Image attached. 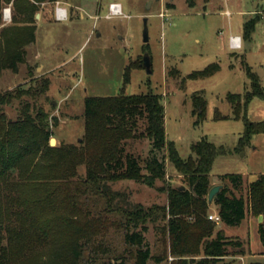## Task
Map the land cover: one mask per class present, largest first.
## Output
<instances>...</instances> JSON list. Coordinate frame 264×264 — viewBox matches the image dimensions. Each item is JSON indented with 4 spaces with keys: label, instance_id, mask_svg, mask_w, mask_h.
I'll return each mask as SVG.
<instances>
[{
    "label": "rangeland",
    "instance_id": "obj_1",
    "mask_svg": "<svg viewBox=\"0 0 264 264\" xmlns=\"http://www.w3.org/2000/svg\"><path fill=\"white\" fill-rule=\"evenodd\" d=\"M12 1L0 0V32L8 27H28L16 24L20 16ZM110 3L121 5L120 17H108ZM57 5L65 9L66 19L40 20L36 44L34 41L22 48L24 61L0 74V93L8 90L23 93L3 109L6 118L16 120L25 111L31 116L44 111L51 132L49 138L55 139L53 147L76 146L83 139L86 98L159 94L164 106L166 138L174 143L179 155L190 156V146L201 138L211 142L219 149V154L211 165L210 183L220 185V175H241L245 198L247 185L264 174V133L252 136L248 145L237 149L243 123L231 119V104L226 95H239L241 115L246 94L264 93V0H55L39 4L33 19L35 29L43 6L52 10L54 16ZM80 6L86 12L80 11ZM78 12L82 13L81 18ZM145 27L147 42L143 35ZM231 35L241 37L239 50L228 48ZM145 54L149 56L150 72L142 66ZM211 63L220 66V70L207 78H187L191 72L203 70ZM126 66L131 69L130 79L123 83ZM247 70L254 83L250 82ZM253 84H256L255 90ZM196 92L201 93L207 103L204 119L198 123L191 100ZM246 115L251 122L264 121V99L253 97ZM225 116L230 118L221 119ZM196 125L201 133L198 137ZM144 126V120L140 121L136 134L141 133ZM123 149L143 160L149 153V144L145 138L132 139L124 143ZM164 168V180L155 181L153 187L133 180L108 183L113 192L122 196L115 197L111 207L101 195L87 193L80 200L82 203L79 201L80 213L97 219L98 226L103 227V235L96 238L94 248L90 244L83 248L78 264L134 262V248L123 242L119 214L136 204L146 209L167 204L165 188L185 184L169 162L165 161ZM76 170L74 181L78 182L83 179L85 170L82 165ZM70 191L75 194V187L71 186ZM214 209L211 204L208 215ZM245 215L237 228H224L227 236L244 244L245 254L235 255L230 249L228 256L217 264L264 263L256 231L261 218L251 215L248 206ZM165 222L158 217L146 223L142 233L151 255L162 259L160 263L151 260L149 264L173 263L168 238L163 233ZM215 224L216 229L220 228L219 223ZM246 254L252 256L244 258ZM29 255L28 259L12 264H61L53 259L51 252Z\"/></svg>",
    "mask_w": 264,
    "mask_h": 264
},
{
    "label": "trees",
    "instance_id": "obj_2",
    "mask_svg": "<svg viewBox=\"0 0 264 264\" xmlns=\"http://www.w3.org/2000/svg\"><path fill=\"white\" fill-rule=\"evenodd\" d=\"M54 1H12L20 16L15 23L28 27H8L0 32V74L24 61L23 46L35 41L33 19L39 4ZM253 25L254 22L251 29ZM130 70L129 66L124 68L123 83L129 81ZM219 70L220 66L211 63L203 70L191 72L187 78H207ZM246 73L254 83L250 72ZM253 87L255 90L256 84ZM21 95L18 90L0 93V264H12L28 259L29 254L49 252L57 263L78 264L83 248L89 244L94 248L96 238L103 235L97 219L80 213V200L87 193L101 195L111 207L114 198L122 196L113 192L108 183L133 180L153 187L155 181L165 178V161L185 185L166 187L167 204L161 208L146 209L136 204L119 214L123 242L134 248L132 264L162 261L151 255L142 235L146 223L158 217L166 220L163 233L168 238L169 255L174 258L172 264H217L228 256L230 249L235 255L243 256L244 244L227 236L224 228L240 226L246 217V206L251 215L261 218L256 231L264 254V174L247 185L245 198L241 175L218 177L221 189L213 202L220 218V228L216 229L215 222L208 220L206 196L212 187L211 165L219 149L201 138L190 146L192 154L182 158L174 143L166 138L164 106L159 94L86 98L82 142L58 147L49 145L51 132L44 111L33 116L25 111L16 120L6 118L3 109ZM253 97L264 99V93L246 94L240 115L239 95H226L231 104V119L243 123L242 135L236 144L239 150L250 143L252 136L264 133V121L251 122L246 115ZM191 100L198 123L204 119L207 103L198 92ZM142 120L144 129L136 134ZM138 138H145L149 144V153L143 160L123 149L126 141ZM81 165L85 175L75 182L76 168ZM71 186L75 187V194H71Z\"/></svg>",
    "mask_w": 264,
    "mask_h": 264
},
{
    "label": "built area",
    "instance_id": "obj_3",
    "mask_svg": "<svg viewBox=\"0 0 264 264\" xmlns=\"http://www.w3.org/2000/svg\"><path fill=\"white\" fill-rule=\"evenodd\" d=\"M122 15L121 6L118 3H110L108 5V17H120ZM5 16V15H4ZM54 19L57 21H63L66 19V11L65 9L59 7L57 5L54 9ZM241 46V37L240 36H234L231 35L228 38V47L231 50H239ZM208 220L213 221L215 223L220 222L219 216L216 214L208 215Z\"/></svg>",
    "mask_w": 264,
    "mask_h": 264
},
{
    "label": "water",
    "instance_id": "obj_4",
    "mask_svg": "<svg viewBox=\"0 0 264 264\" xmlns=\"http://www.w3.org/2000/svg\"><path fill=\"white\" fill-rule=\"evenodd\" d=\"M36 17H37V15H36ZM143 35H144V42H147L148 41V35H147V29H146V27L144 28V30H143ZM149 56H147V55H145L143 58H142V66L144 67V68H146L147 70H148V72H150V68H149ZM260 73H261V70L259 69V72H258V75H260ZM195 132L197 133L196 134V136L198 137V136H200L201 135V133H200V131H199V126L198 125H196L195 126ZM54 144H55V139L54 138H51L50 140H49V145L51 146V147H53L54 146ZM184 187H181V189H183ZM220 189H221V185H213L211 188H210V190L208 191V193H207V196H206V200H207V203H208V205L210 206L211 204H213V202H214V198L216 197V195L218 194V192L220 191Z\"/></svg>",
    "mask_w": 264,
    "mask_h": 264
},
{
    "label": "crops",
    "instance_id": "obj_5",
    "mask_svg": "<svg viewBox=\"0 0 264 264\" xmlns=\"http://www.w3.org/2000/svg\"><path fill=\"white\" fill-rule=\"evenodd\" d=\"M208 1H211V0H208ZM121 6V5H120ZM91 8V7H90ZM79 10L80 11H82V12H86V9L84 8V7H82V6H80L79 7ZM107 10H108V7H107ZM79 13V17L81 18L82 17V13L81 12H78ZM113 18V17H112ZM40 20H44V21H48V20H52V21H54V22H56L57 20H55L54 19V16H53V13H52V10H50L49 8H47V7H45V6H43V9H41L40 10V12H39V14H38V20H36V22H37V24H36V29H35V44H36V42H37V38H36V34H37V29H38V26H39V21ZM57 22H60V21H57ZM229 48V47H228ZM36 55H38L39 57H41V55L38 53V52H36ZM220 176H222V175H220ZM213 183V182H212ZM215 184V183H214ZM212 214H216V209H214L213 210V213ZM258 249V248H257ZM259 250H260V252H259V254H262V248H261V246L259 247ZM250 256H252V254L251 255H249V254H246L245 256H244V258H246V257H250ZM243 258V257H242Z\"/></svg>",
    "mask_w": 264,
    "mask_h": 264
},
{
    "label": "bare ground",
    "instance_id": "obj_6",
    "mask_svg": "<svg viewBox=\"0 0 264 264\" xmlns=\"http://www.w3.org/2000/svg\"><path fill=\"white\" fill-rule=\"evenodd\" d=\"M7 16H8V10H7V12H5V18H7Z\"/></svg>",
    "mask_w": 264,
    "mask_h": 264
},
{
    "label": "flooded vegetation",
    "instance_id": "obj_7",
    "mask_svg": "<svg viewBox=\"0 0 264 264\" xmlns=\"http://www.w3.org/2000/svg\"><path fill=\"white\" fill-rule=\"evenodd\" d=\"M145 55H146V54H145ZM145 55H144V56H145ZM144 56H143V57H144Z\"/></svg>",
    "mask_w": 264,
    "mask_h": 264
}]
</instances>
